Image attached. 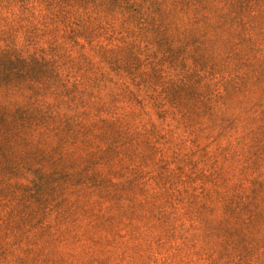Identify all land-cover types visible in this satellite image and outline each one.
Instances as JSON below:
<instances>
[{
	"label": "rangeland",
	"instance_id": "obj_1",
	"mask_svg": "<svg viewBox=\"0 0 264 264\" xmlns=\"http://www.w3.org/2000/svg\"><path fill=\"white\" fill-rule=\"evenodd\" d=\"M0 264H264V0H0Z\"/></svg>",
	"mask_w": 264,
	"mask_h": 264
}]
</instances>
